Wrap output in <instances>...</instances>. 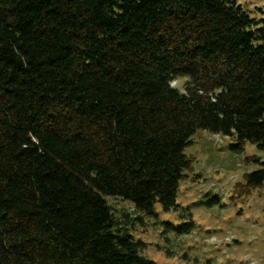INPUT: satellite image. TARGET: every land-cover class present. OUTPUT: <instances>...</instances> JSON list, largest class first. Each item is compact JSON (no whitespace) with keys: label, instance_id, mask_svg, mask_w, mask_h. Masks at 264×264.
<instances>
[{"label":"trees","instance_id":"trees-1","mask_svg":"<svg viewBox=\"0 0 264 264\" xmlns=\"http://www.w3.org/2000/svg\"><path fill=\"white\" fill-rule=\"evenodd\" d=\"M262 16L235 0H0V264H155L105 198L175 210L199 130L264 152ZM246 162L260 168L242 188L264 191V161ZM183 220L162 224L187 235Z\"/></svg>","mask_w":264,"mask_h":264},{"label":"rangeland","instance_id":"rangeland-1","mask_svg":"<svg viewBox=\"0 0 264 264\" xmlns=\"http://www.w3.org/2000/svg\"><path fill=\"white\" fill-rule=\"evenodd\" d=\"M235 2L251 18L263 17L264 0ZM185 81L179 78L171 86L182 92ZM191 141L184 154L192 160V170L179 185L177 208L164 213L156 205L157 218L151 219L126 202L105 198L114 218L144 245L142 255L155 264H264V191L246 193L242 188L243 176L260 168L246 159L264 161V152L249 143L240 152L232 151L233 139L201 130ZM213 195L220 200L218 206H199ZM187 212L193 224L189 234L178 236L163 226L180 225Z\"/></svg>","mask_w":264,"mask_h":264}]
</instances>
